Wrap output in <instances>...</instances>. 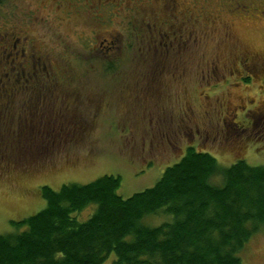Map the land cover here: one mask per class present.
<instances>
[{
    "label": "rangeland",
    "instance_id": "obj_1",
    "mask_svg": "<svg viewBox=\"0 0 264 264\" xmlns=\"http://www.w3.org/2000/svg\"><path fill=\"white\" fill-rule=\"evenodd\" d=\"M130 2L137 0L114 9L104 5L93 20L83 13L63 18L50 0H1L0 32L13 30L37 42L51 64L66 69L68 88H74L70 104L56 110L69 121L71 134L35 161L0 164L1 234L13 232V222L44 208L43 185L56 190L114 175L120 178L118 195L128 198L152 187L188 146L223 165L237 159L264 164V69L243 62L241 79L204 74L212 53L210 58L201 55L207 48L200 42L207 39L200 29L198 39H191L180 54L157 45L147 49L142 37L149 33L147 24L154 25V13L146 11L145 17ZM233 28L244 48L264 51V30L255 23L238 21ZM96 30L99 40L115 37L112 62L104 49L89 50ZM165 69L174 71V77ZM91 211L81 212L80 220ZM164 219L153 217L148 223ZM240 256L242 264H264V230L250 238ZM113 259L111 255L102 264Z\"/></svg>",
    "mask_w": 264,
    "mask_h": 264
},
{
    "label": "trees",
    "instance_id": "obj_2",
    "mask_svg": "<svg viewBox=\"0 0 264 264\" xmlns=\"http://www.w3.org/2000/svg\"><path fill=\"white\" fill-rule=\"evenodd\" d=\"M10 108L0 107L4 167L45 154L44 138L5 134L16 123ZM119 186L114 175L41 186L44 208L0 233V264H102L111 255L112 264H242L241 251L264 230V164L223 165L188 146L152 187L122 198ZM153 217L165 219L148 223Z\"/></svg>",
    "mask_w": 264,
    "mask_h": 264
},
{
    "label": "flooded vegetation",
    "instance_id": "obj_3",
    "mask_svg": "<svg viewBox=\"0 0 264 264\" xmlns=\"http://www.w3.org/2000/svg\"><path fill=\"white\" fill-rule=\"evenodd\" d=\"M50 1L64 12L63 18L83 13L94 20L99 8L110 5L114 9V5L123 4L125 0ZM128 5L143 10L145 17L146 11H149L147 14L154 13V25L147 24L149 33L145 32L142 37L147 49L157 45V48L160 46L163 50L170 49L180 54L182 47L189 45L191 39H198L197 30L200 29L204 39H207L200 43L208 49H204L201 55L209 54L210 58L212 53V61L207 63L206 71L203 69L204 74L228 73L241 79L240 65L243 62H249L252 68L259 66L264 69V51L244 48L233 28L238 21H248L264 30V0H137ZM147 6L151 8L146 9ZM94 26L97 28V25ZM96 33L91 41L88 40L89 50L104 49L101 51L107 53L105 58L112 62L115 37L112 39L111 35L99 40L97 30ZM211 42L213 44L209 46ZM36 43L13 30L0 32V98L3 100L0 107L4 111L11 103L12 113L8 117L16 122L5 134L44 138L45 148L42 150L46 154L57 142L64 141L71 134L69 121L56 110L58 106L61 110V106L70 104L69 91L74 88H68L71 83L67 81L69 73L66 69L57 63L51 64L49 56L38 50ZM164 71L174 77V71ZM19 125L25 130H17ZM25 164L26 160L20 163Z\"/></svg>",
    "mask_w": 264,
    "mask_h": 264
},
{
    "label": "bare ground",
    "instance_id": "obj_4",
    "mask_svg": "<svg viewBox=\"0 0 264 264\" xmlns=\"http://www.w3.org/2000/svg\"><path fill=\"white\" fill-rule=\"evenodd\" d=\"M236 260V259H235Z\"/></svg>",
    "mask_w": 264,
    "mask_h": 264
}]
</instances>
